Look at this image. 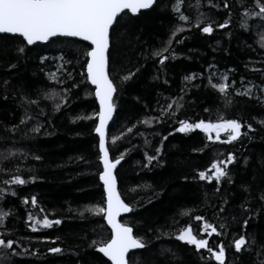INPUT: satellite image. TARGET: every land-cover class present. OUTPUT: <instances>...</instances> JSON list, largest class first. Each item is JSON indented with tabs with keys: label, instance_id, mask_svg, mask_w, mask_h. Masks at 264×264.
I'll list each match as a JSON object with an SVG mask.
<instances>
[{
	"label": "trees",
	"instance_id": "obj_1",
	"mask_svg": "<svg viewBox=\"0 0 264 264\" xmlns=\"http://www.w3.org/2000/svg\"><path fill=\"white\" fill-rule=\"evenodd\" d=\"M214 2L221 3V0ZM175 3L176 0H157V4L149 11L140 12L136 16L129 15L132 21L129 26L132 45L126 43L125 51L131 57L133 64L139 62L144 66L138 74L139 79L126 85L124 91L114 97L117 111L109 125L108 146L114 155L127 153L122 166L117 169L118 188L125 201L136 206V211L124 215L121 220L127 218L137 224L136 231L141 235L147 232L146 238L151 240L150 247L156 254L157 264H202L193 248L174 238L161 236L157 239L156 237L160 232H175L189 223L195 228L200 223L194 220V215L198 214L197 209L210 222L218 223L211 210H204L205 190L212 189L213 185L191 179L194 175L193 170H205L218 153L226 156L229 152H236L241 160L244 157L249 158L250 167L246 170L243 164L238 167L230 166L237 168L234 172V184L231 186L234 193L231 203L237 205L242 202L247 194L237 191V186L251 180L254 171L257 175V183H261L260 176L264 174L260 170V160L264 156V131L250 133L254 139L251 142L244 139L243 145L239 142L212 143L207 139L206 134L199 130L189 135L175 133L163 142L164 151L161 157L163 167H153L151 171L142 170V164L147 163L144 154L145 152L152 154L153 147L160 146L162 137L179 126L173 122L176 117L167 118L160 113V108L168 102L166 98H176V94L184 86V76L192 73H203L206 76L205 68L209 63L215 62L220 72H224L227 68H235L237 80L240 76H244L246 79L260 83V74L250 69L264 66L258 63L264 59V51L259 48L258 30L253 26L250 32L244 31L240 27V17L237 15L240 9L233 5L230 29H218L209 37L200 33L199 29L192 28L190 32L185 31L176 37L177 39L187 37V39L183 44L175 45L181 58L167 62L165 76L160 72V66L155 60L144 61L140 53L159 49L171 36V29L181 23L177 14L172 11ZM248 3L251 4L252 0H248ZM199 4L200 11L209 13L215 20L222 22L227 18L224 10L209 8L208 0H199ZM196 5L197 0H183L181 6V10L193 22L198 15ZM184 27L188 28L191 25ZM136 35H139V41L135 39ZM85 45L75 40L58 39L55 43L31 46L27 56H17L12 51L0 54V82L5 79L10 80L7 93L10 98L6 101L0 99V122H2L0 137L5 138L0 139V153L15 154L14 159L3 161L0 167L6 166L12 171L19 169L22 178L30 181L27 185L14 189L19 193L17 197L9 196L2 203L14 213L9 217L8 228L14 232L11 238L19 241L18 250L22 252L24 248H28L30 252L39 254L15 257L18 264H76L77 257L73 255V251L77 246L83 248L90 240L98 239L100 236L107 238L110 234L102 217L86 213L85 217L81 218L77 214L85 207H94L102 200V183L97 175L98 171H102V165L98 160V137L93 131L97 121L78 120L75 124L71 122L78 115H94L98 110L93 97V88L90 85L85 87L81 84L80 88H73L71 95L74 102L70 101L71 107L55 115H53L55 107L53 100H40L39 107L44 108L47 114L41 116L40 120L45 123L44 131L52 133L51 135L42 132L35 138H26L23 131L18 130L15 135L3 131V125L11 127L18 124L23 117L24 108L19 106L17 96L20 86H23L34 99L37 98L38 89H43L45 94L59 95L61 92V89L48 78L46 71H41L45 65L40 64L39 57L56 58L46 62L47 71H55L56 65L60 63L58 57L61 54L66 60L72 61L66 67L76 75V81H69L64 85L68 87L69 84L82 80L79 73L85 71L83 67L85 57L82 55ZM213 48H216V51H213ZM10 63H17V67L9 70ZM245 64H248V68H245ZM157 75L160 76L159 80L154 79ZM165 79L168 81L167 84L163 82ZM195 83L200 87L192 88L189 85L190 99L185 97L184 101H178L186 105L185 109L180 111L179 118L188 117L196 121L204 119L205 122H217V109L222 107L217 99L218 93L207 87L206 81L202 84L197 80ZM3 94V88L0 87V96ZM205 108L210 111L205 112ZM32 110L38 112L39 108L33 106ZM157 114L164 116V122H156L153 119ZM221 114L229 119L242 116L246 121L254 123L251 121V116L264 118V108L256 106L255 101H242L235 108ZM48 119H51V124L47 123ZM144 120L152 121L151 125H145ZM34 123L35 121L29 122L28 127ZM128 128H132L133 131L128 133ZM31 135L29 132V137ZM116 136H122V139L113 146L111 141ZM212 136L214 139L215 133ZM226 138L227 136L222 133L221 139ZM146 140L149 142L148 146L145 145ZM205 144L208 145L207 149L202 152L194 151V149H203ZM37 154L42 160L32 159V156ZM81 156L88 163L79 160ZM28 169L35 170L38 177L35 182H31L32 176L28 173ZM184 176H189V179L185 181ZM5 178L8 177L0 174V188L6 187L3 184ZM146 184L151 187H143ZM224 187L229 186L224 185ZM252 194L255 197V185ZM32 195L37 196L39 205L46 210L45 212H39L38 208H32L31 205L22 204L23 198H30ZM214 200L213 197V202ZM258 206L257 201L253 207ZM26 209L35 212L37 218L47 214L50 219H62L63 223L52 229H40L33 233L26 224ZM185 212L190 215L184 216ZM101 224L105 225L104 228L100 227ZM241 231L242 224H232L231 235L239 234ZM248 232H255L260 242L264 243V214L249 222ZM231 235L223 238L225 243L231 239ZM57 237H60L57 244H51L50 241ZM219 239L221 238H213L210 243L218 242ZM54 246L63 247L67 251L64 255L48 254V248ZM168 249L171 251H167ZM233 251L231 248L228 249L229 260L232 259ZM235 255L239 257V254ZM240 260L242 264H252L254 256L245 253ZM211 264H215V261H211Z\"/></svg>",
	"mask_w": 264,
	"mask_h": 264
},
{
	"label": "snow or ice",
	"instance_id": "obj_2",
	"mask_svg": "<svg viewBox=\"0 0 264 264\" xmlns=\"http://www.w3.org/2000/svg\"><path fill=\"white\" fill-rule=\"evenodd\" d=\"M155 4H157V0H0V54L12 51L17 56H27V51L31 46L38 43H55L59 38H75L86 42L82 51V55L85 57L83 65L85 71L79 73L82 80L64 87L69 81H76V75L66 67L72 61L66 60L65 56L61 54L58 57L60 63L56 65L55 71H47L46 62L56 58L39 57L40 64L45 65L41 71H46L48 78L61 89L60 94H45L43 89H38L37 98L34 99L24 90L23 86H20L17 96L19 106L24 108L23 117L18 124L11 127L3 125V131L12 135H15L18 130L23 131L26 138H35L42 132L45 135H51L52 133L44 131L45 123L40 120L41 116L47 115L45 109L39 107L40 100H53L55 104L53 115H55L57 112L71 107L70 101L74 102L71 95L73 88L78 89L81 84L85 87L89 84L94 86L92 92L99 102L98 110L94 115H78L71 122L75 124L78 120L97 121L93 131L98 137V160L99 164L102 165V171L97 173L99 181L102 183V200L94 207H85L77 214L81 218H84L86 213L102 217L107 228H110L111 231L107 238L100 236L98 239L90 240L83 248L77 246V249L73 251V255L77 257L76 264H157L156 254L150 247L151 240L146 238L147 232L141 235L136 231L137 224L127 218L124 221L121 220L122 215L136 211V206L127 203L118 188L117 169L118 166H122V161L126 159L127 153L114 155L108 146L109 122L113 121L114 113L117 111L114 97L118 93H122L126 85L139 79L138 74L141 73L144 66L139 62L133 64L131 57L125 51L126 43L129 46L132 45L129 30L132 21L129 12L136 15L141 10L153 8ZM182 4L183 0H176L172 8L181 23L171 29L169 39L159 49H152L147 53L141 51L140 53L144 61L155 60L160 66V72H163L165 76L167 75L164 71L167 62H174L181 58L175 45L183 44L184 40L187 39V37L183 39L176 37L185 31L190 32L192 28L199 29L200 33L209 37L213 36L218 29H230L233 19V5L240 9L237 13L240 17V27L247 32H250L253 26L258 30L259 48L264 51V0H252L251 4L248 3V0H221V3L208 0L209 8L224 10L227 18L223 19L222 22L213 19L209 13L200 11L199 0H197L196 5L198 15L196 21L193 22L181 10ZM184 25H191V27L186 28ZM229 38L231 37L229 36ZM135 39L139 41V35H136ZM255 50L253 49V51ZM213 51H216V48H213ZM258 63L264 65V59ZM16 67L17 63H10L9 70ZM245 68H248V64H245ZM250 70L260 74V83L246 79L244 76H240L237 80L235 68H227L224 72H220L215 62L209 63L205 68L206 76L203 73H192L184 76V86L176 94V98H166L168 102L160 108V113H163L167 118L176 117L173 122L179 126L162 137L160 146L153 147L152 154L145 152L144 159L147 163L142 164V170L151 171L153 167H163L161 161L164 151L163 142L175 133L189 135L199 130L206 134L207 139L212 143L233 144L239 142L243 145L244 139L249 142L254 139L250 133L264 131V118L253 115L251 121L254 123H252L246 121L242 116L229 119L221 114V112L235 108L242 101H255L256 106L264 108V66L253 67ZM154 79L159 80L160 76L157 75ZM197 80H200L202 84L206 81V86L218 93L217 99L222 107L217 109V122H205L204 119L196 121L188 117L179 118L180 111L184 110L186 105L185 103H178V101H184L185 97H189L191 90L189 85L192 88L200 87L195 83ZM163 82L168 83L167 79ZM0 87L3 88L4 92L0 99L8 100L10 98L7 94L10 88V80L5 79L0 82ZM33 106L39 108V111L33 112ZM204 111L210 110L205 108ZM164 116L157 114L153 119L162 123ZM31 121H35V123L28 127ZM51 122V119L47 120L48 124ZM143 123L150 126L152 121L144 120ZM132 131V128L127 129L128 133ZM29 132L32 134L31 137H29ZM213 133H215L214 139ZM222 133L227 136L226 139H221ZM0 139L5 138L0 137ZM121 139L122 136H116L111 141L112 145L115 146L117 141ZM145 145H149L147 140ZM207 147L208 145L205 144L203 149H194V151L202 152ZM14 157L15 154L0 153V163L11 161ZM32 159L40 161L42 157L37 154L33 155ZM79 160L88 163L82 156L79 157ZM241 164L245 170L249 168V158L244 157L241 160L236 152H229L226 156L223 153H218L205 170H193L194 175L191 179H198L208 185H213L212 189L205 190L204 210H211L218 223L210 222L197 209L198 214L194 215V220L200 223L195 228L189 223L185 227L178 228L175 232H160L156 238L167 236L193 248L202 264H211L213 260L215 264H226V261L228 264H238V262L242 264L240 257L245 253L254 256L252 264H264V243L260 242L255 232H248L249 222L264 214V174L260 176L261 183H257V175L254 171L251 180L238 185L236 190L243 191L247 195L242 202L233 205L231 200L234 193L231 186L234 184V172L237 168L230 166L238 167ZM260 170L264 173V156L260 160ZM27 171L32 176L31 182H35L38 179L35 170L28 169ZM0 174L8 177L3 179V184L6 187L0 188V264H5V262L18 264L14 259L15 257L39 254L30 252L28 248H24L22 252L18 250L20 248L19 241L11 238L14 232L8 228L9 217L14 213L11 209H7V206L2 202L9 196L17 197L19 193L14 189L23 187L30 181L22 178L19 169L12 171L6 166L0 167ZM183 178L187 181L189 176ZM224 185L229 187L225 188ZM254 185L256 187L255 197L252 194ZM143 187L150 188L151 185L146 184ZM132 191H136V189H132ZM213 197L215 198L214 202ZM257 201L259 206L254 208L253 205ZM21 202L23 205L38 208L39 212L46 211L40 207L35 195L30 198H23ZM26 212V224L33 233L40 229H52L54 226H60L63 223L62 219H50L47 214L37 218L35 212L29 209H26ZM189 215L188 212L184 213L186 217ZM233 223L242 224L241 233L231 235L230 228ZM104 226V224L100 225L101 228ZM230 235L231 239L225 243L223 238ZM213 238L221 239L218 242L210 243ZM83 239H87V237H83ZM59 240L60 237H57L50 243L56 245ZM229 248L234 250L231 260L228 256ZM66 251L60 246L50 247L47 250L48 254L52 255H64ZM167 251H171V249ZM235 254H239V257Z\"/></svg>",
	"mask_w": 264,
	"mask_h": 264
},
{
	"label": "water",
	"instance_id": "obj_3",
	"mask_svg": "<svg viewBox=\"0 0 264 264\" xmlns=\"http://www.w3.org/2000/svg\"><path fill=\"white\" fill-rule=\"evenodd\" d=\"M152 9V8H151ZM150 9H147V10H141V12H146V11H149ZM127 11V10H126ZM139 14V13H138ZM138 14H136V15H138ZM129 15H131V16H136V15H132L130 12H129ZM59 39H67V40H75V41H79V40H76L75 38H59ZM79 42H82V41H79ZM82 43H85L86 44V42H82ZM39 45H44V44H40V43H38ZM90 85V84H89ZM91 86V85H90ZM92 88H94V86H91ZM94 99H95V96H94ZM95 101H96V104H97V107H99V102L95 99ZM112 122V121H111ZM111 122H109V125H110V123ZM119 167V166H118ZM124 215H126V214H124ZM124 215H122L121 217H123ZM105 224H106V222H105ZM109 229V231H111L110 230V228H108ZM134 251H138V250H134Z\"/></svg>",
	"mask_w": 264,
	"mask_h": 264
},
{
	"label": "bare ground",
	"instance_id": "obj_4",
	"mask_svg": "<svg viewBox=\"0 0 264 264\" xmlns=\"http://www.w3.org/2000/svg\"><path fill=\"white\" fill-rule=\"evenodd\" d=\"M93 97H94V92H93ZM95 100V99H94ZM96 102V101H95Z\"/></svg>",
	"mask_w": 264,
	"mask_h": 264
}]
</instances>
